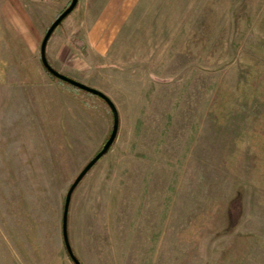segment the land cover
<instances>
[{
	"label": "rangeland",
	"instance_id": "rangeland-1",
	"mask_svg": "<svg viewBox=\"0 0 264 264\" xmlns=\"http://www.w3.org/2000/svg\"><path fill=\"white\" fill-rule=\"evenodd\" d=\"M50 1L58 14L71 3ZM59 25L50 44L65 42V59L51 47L48 64L117 114L70 195L77 260L264 264V0H77ZM4 54L41 80L2 96L14 131L0 147V264H73L65 197L114 116L49 76L39 48ZM10 96L26 100L21 131L2 116Z\"/></svg>",
	"mask_w": 264,
	"mask_h": 264
},
{
	"label": "crops",
	"instance_id": "crops-1",
	"mask_svg": "<svg viewBox=\"0 0 264 264\" xmlns=\"http://www.w3.org/2000/svg\"><path fill=\"white\" fill-rule=\"evenodd\" d=\"M50 2H51L50 0H0V100H1L0 107L2 106L3 103L2 101H4L6 98V97L2 98V96H4L5 94L4 91L5 85L7 84L21 85L27 83L28 80H32L36 82L38 80H41L38 79L37 76H28L26 74V70H22V67L20 68L19 63L13 64L12 66L18 67V69L15 70L14 72H10L8 69L12 66L10 63L4 62V59L6 58L4 53H9V52L33 53L38 48L40 50V44L47 28L50 26V24L54 21V18L57 17L59 13L58 7L55 8L48 5V3ZM83 21L87 22V19L83 18ZM86 25H87L86 41L88 42L89 45L92 46L96 43L95 41L96 38L92 34L93 30L91 31L90 28L91 26L88 23H86ZM58 28H61L60 25L56 29ZM50 42H51V37L47 40L46 43L45 56L48 50H50V48L52 47L51 50L54 51L56 58L58 60L59 58L65 59V57L59 55L61 50L63 52V47L65 45V42H61V40L58 41V39H55V41L52 42V45L50 44ZM47 57L48 56H46V58ZM24 68L25 65H23V69ZM7 99H9V101L12 100L11 96L9 98L7 97ZM9 101L7 103L8 108H3V112L5 113L4 114L1 113V114H3L2 116H4L5 114L8 113L9 116H15V118L16 116H18V121H19L18 130L21 131L22 130L21 115H25L24 112L26 107L25 97H23L22 103L21 100L19 101L18 110L15 108L13 102L12 101L9 102ZM6 111L8 112L6 113ZM5 128L6 126L3 119V122L2 123L0 122V132H6V135L4 137L0 136L3 138L0 139V144H1L0 147L3 148L4 146H7L10 148L11 147L10 140L8 139L10 133L9 131H14V126L8 123L7 131ZM7 157L9 159L10 155L8 154ZM0 158H1V163L3 164L7 163L6 161L9 162V160L3 155ZM5 158L7 160H5ZM54 258L55 260L58 259L57 257ZM21 262L20 264H44L41 258L39 259L38 257H35L33 255L31 256V259L29 260L24 259V261L22 263ZM48 264H53L51 263L50 259L48 260ZM58 264H67V262L63 258L62 262L59 261Z\"/></svg>",
	"mask_w": 264,
	"mask_h": 264
},
{
	"label": "water",
	"instance_id": "water-1",
	"mask_svg": "<svg viewBox=\"0 0 264 264\" xmlns=\"http://www.w3.org/2000/svg\"><path fill=\"white\" fill-rule=\"evenodd\" d=\"M77 0H71V3L69 4V6L63 10L55 19L54 21L50 24V26L47 28L43 39L41 41L40 44V60L41 63L44 67H46V69H48V71H50L53 75L55 76H59L63 79H66L67 81H69L72 85H75L79 88H81L82 90L92 93L94 95H97L98 97L102 98L111 108L113 116H114V124H113V129L111 132L110 137L108 138L107 142L105 143V145L103 146V149L84 167V169L80 172V174L76 177V179L74 180V182L72 183V185L69 187L66 197H65V201H64V208H63V215H62V229H63V237L64 240H66L65 234V227H66V212H67V207H68V203H69V199H70V195L74 189V187L77 185V183L79 182V180L81 179V177L86 173V171L94 164V162L99 159V157L102 155V153L111 145V143L114 140L115 134H116V129H117V114H116V110L114 105L112 104V102L108 99V97H106L104 94H102L101 92L90 88L82 83H79L73 79H68L62 75H60L58 72L54 71L49 65L48 62L46 60V56H45V47H46V43L47 40L49 38V36L51 35L52 31L54 30V28L57 26V24L73 9L75 3Z\"/></svg>",
	"mask_w": 264,
	"mask_h": 264
},
{
	"label": "trees",
	"instance_id": "trees-1",
	"mask_svg": "<svg viewBox=\"0 0 264 264\" xmlns=\"http://www.w3.org/2000/svg\"><path fill=\"white\" fill-rule=\"evenodd\" d=\"M67 5H68V3H67ZM59 15V14H58ZM68 15V14H67ZM66 15V16H67ZM65 16V17H66ZM64 17V18H65ZM63 18V19H64ZM62 19V20H63ZM62 20L57 24V26H59V24L62 22ZM56 26V27H57ZM55 27V28H56ZM51 36V35H50ZM49 36V37H50ZM49 39V38H48ZM49 65V64H48ZM50 66V65H49ZM43 68L45 69V71L49 74V76H51L52 78H55L59 83H61V84H64L63 86H65V87H68V89H72L71 91H76L77 92V90H81V91H83V92H85V93H87V94H92V93H89V92H86V91H84V90H82L81 88H79V87H77V86H75V85H72L69 81H67L66 79H63V78H61V77H59V76H55V75H53L50 71H48V69H46V67H44L43 66ZM54 70V69H53ZM55 71V70H54ZM57 72V71H56ZM59 73V72H58ZM60 75H62V76H64V77H66V78H68V79H71V78H69V77H67V76H65V75H63V74H61V73H59ZM92 95H94V94H92ZM95 96H97V95H95ZM102 99V98H101ZM103 100V99H102ZM84 104H86L85 102H83ZM110 108V107H109ZM110 110H111V108H110ZM111 112H112V110H111ZM109 148V147H108ZM108 148L103 152V153H105L107 150H108ZM102 153V154H103ZM102 156V155H101ZM65 237H66V234H65ZM63 240H64V237H63ZM64 245H65V248H66V253H67V255L69 256V258L71 259V261L73 262V264H81L78 260H77V258L75 257V255L73 254V252L71 251V249H70V247H69V245H68V241H67V238H66V240H64Z\"/></svg>",
	"mask_w": 264,
	"mask_h": 264
}]
</instances>
